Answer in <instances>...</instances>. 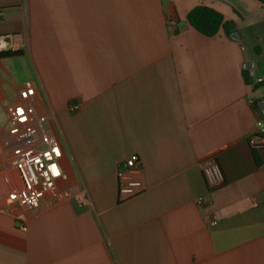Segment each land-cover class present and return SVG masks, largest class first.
<instances>
[{"label": "crops", "instance_id": "obj_1", "mask_svg": "<svg viewBox=\"0 0 264 264\" xmlns=\"http://www.w3.org/2000/svg\"><path fill=\"white\" fill-rule=\"evenodd\" d=\"M198 4L239 39L193 29ZM0 38V50L22 51L0 58V264H264V148L248 142L264 86L243 76L264 79V5L0 0ZM25 86L62 147L71 193L35 208L7 199L9 114ZM130 156L142 188L125 197L116 170ZM209 158L224 177L212 190Z\"/></svg>", "mask_w": 264, "mask_h": 264}, {"label": "built area", "instance_id": "obj_2", "mask_svg": "<svg viewBox=\"0 0 264 264\" xmlns=\"http://www.w3.org/2000/svg\"><path fill=\"white\" fill-rule=\"evenodd\" d=\"M3 40L0 38V46ZM35 89L25 86L18 92V99L9 114L8 134L12 138L9 146L10 165L17 177L7 199L11 204L35 208L40 200L48 196L49 204L58 203L71 196L66 186L68 174L64 170L62 147L59 141L46 133L43 122L46 117L34 108ZM253 102V101H250ZM79 104L70 102L68 109L76 111ZM252 148H264V118H258L248 138ZM202 175L209 190L219 187L224 180L222 170L215 159H207L201 165ZM140 171L136 156H130L119 164L116 170L119 195L130 197L142 188V182L135 177ZM200 203L208 204L209 199L199 197ZM21 229L25 226L21 224Z\"/></svg>", "mask_w": 264, "mask_h": 264}, {"label": "trees", "instance_id": "obj_3", "mask_svg": "<svg viewBox=\"0 0 264 264\" xmlns=\"http://www.w3.org/2000/svg\"><path fill=\"white\" fill-rule=\"evenodd\" d=\"M258 1L264 5V0ZM186 19L193 29L204 36H213L221 28L228 36H231L233 32V23L225 20L221 13L206 5L198 4L192 7L188 11ZM21 54V50H0V58ZM243 76L245 82L252 84L254 88L264 86V79L256 81L247 69L243 70Z\"/></svg>", "mask_w": 264, "mask_h": 264}, {"label": "water", "instance_id": "obj_4", "mask_svg": "<svg viewBox=\"0 0 264 264\" xmlns=\"http://www.w3.org/2000/svg\"><path fill=\"white\" fill-rule=\"evenodd\" d=\"M232 37L234 38V39H239V36H238V33L237 32H234V34L232 35ZM251 72H252V70H251ZM259 107H260V109L262 110V112H263V115H264V100H261L260 102H259Z\"/></svg>", "mask_w": 264, "mask_h": 264}]
</instances>
